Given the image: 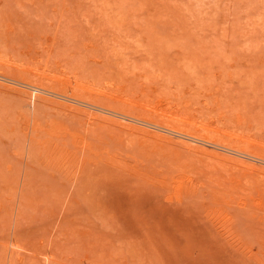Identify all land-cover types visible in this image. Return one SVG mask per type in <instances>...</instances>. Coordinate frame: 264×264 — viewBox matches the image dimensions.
I'll return each instance as SVG.
<instances>
[{
	"label": "rangeland",
	"instance_id": "obj_1",
	"mask_svg": "<svg viewBox=\"0 0 264 264\" xmlns=\"http://www.w3.org/2000/svg\"><path fill=\"white\" fill-rule=\"evenodd\" d=\"M0 264H264V0H0Z\"/></svg>",
	"mask_w": 264,
	"mask_h": 264
},
{
	"label": "bare ground",
	"instance_id": "obj_2",
	"mask_svg": "<svg viewBox=\"0 0 264 264\" xmlns=\"http://www.w3.org/2000/svg\"><path fill=\"white\" fill-rule=\"evenodd\" d=\"M4 80H6V79H4ZM4 80H3V81H4ZM7 82H8V81H7ZM33 91H35V93H39V92H41L40 89H33ZM119 118H121V117H119ZM123 119L126 120L125 118H123ZM176 136L180 137L179 135H176Z\"/></svg>",
	"mask_w": 264,
	"mask_h": 264
}]
</instances>
